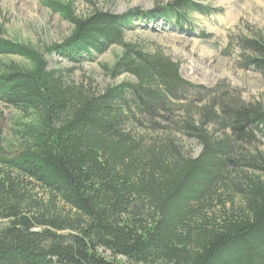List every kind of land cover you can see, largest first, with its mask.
Returning <instances> with one entry per match:
<instances>
[{
    "label": "trees",
    "instance_id": "trees-1",
    "mask_svg": "<svg viewBox=\"0 0 264 264\" xmlns=\"http://www.w3.org/2000/svg\"><path fill=\"white\" fill-rule=\"evenodd\" d=\"M40 1L72 33L43 52L0 33V57L26 62L0 66V103L33 119L11 153L0 132V264H264V102L192 84L125 42L137 9L79 17L73 3ZM180 1L143 15L183 29L197 11ZM112 46L122 54L105 71L133 82L94 89L45 59L80 63ZM239 47L264 76V40Z\"/></svg>",
    "mask_w": 264,
    "mask_h": 264
},
{
    "label": "rangeland",
    "instance_id": "rangeland-1",
    "mask_svg": "<svg viewBox=\"0 0 264 264\" xmlns=\"http://www.w3.org/2000/svg\"><path fill=\"white\" fill-rule=\"evenodd\" d=\"M52 1L73 3V10L79 17L86 16L93 8L114 15L137 9L140 16L134 18L131 28L126 30L125 42L147 52L162 53L178 63L180 76L192 84L207 89L222 84L235 91L246 103L264 102V76L244 64L245 58L239 47L241 39L264 40V0H188L195 3L193 8L197 13L189 14L191 21L183 29L173 26V16L143 15L154 9L165 14L162 8L174 0H92L93 4L84 0ZM183 1L188 2H180ZM207 9L212 12L208 14ZM0 33L4 39L31 45L43 52L44 48L67 39L72 26L59 14L44 7L40 0H0ZM121 54L120 46H112L104 54L84 56L80 63L66 61L56 54H45V59L49 70H70L72 82L103 90L134 81L128 74L113 79L104 69ZM9 62L26 64L18 57H0V66ZM32 120V117L0 103L1 138L9 153L18 150L22 144L23 127ZM183 148L192 158H197L202 150L195 141L184 138ZM259 148L264 153V139ZM39 192L36 189V193ZM101 252L111 259L109 253ZM117 261L131 264L123 258H117Z\"/></svg>",
    "mask_w": 264,
    "mask_h": 264
}]
</instances>
